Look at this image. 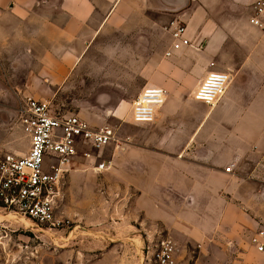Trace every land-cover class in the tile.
I'll use <instances>...</instances> for the list:
<instances>
[{
  "label": "crops",
  "instance_id": "1",
  "mask_svg": "<svg viewBox=\"0 0 264 264\" xmlns=\"http://www.w3.org/2000/svg\"><path fill=\"white\" fill-rule=\"evenodd\" d=\"M258 1L0 0V59L14 41L31 46L28 32H34L36 62L47 70L58 64L60 77L67 76L69 64L87 61L84 48L106 31H129L133 16L177 15L168 27L172 42L173 31L186 27L190 46L174 50L172 43L161 64L162 77L146 84L167 92L155 121L134 124L129 116L136 133L123 141L116 131L117 142L109 145L115 153L130 147L129 155L107 161L105 147L99 162L110 165L98 172L94 159L78 154L89 172H109L115 165L119 188L135 196L118 223L120 231L86 232L103 238L102 247L97 244L104 256L118 254L133 264L136 244L143 245L138 233L159 224L201 245L226 239L231 253L242 258L236 264H250L248 259L262 264L250 242L264 229V29L252 24ZM44 39L51 50L40 43ZM212 72L230 74L231 82L223 98L209 106L195 100L194 92ZM230 166L233 172L226 173Z\"/></svg>",
  "mask_w": 264,
  "mask_h": 264
},
{
  "label": "rangeland",
  "instance_id": "2",
  "mask_svg": "<svg viewBox=\"0 0 264 264\" xmlns=\"http://www.w3.org/2000/svg\"><path fill=\"white\" fill-rule=\"evenodd\" d=\"M194 2L189 0V5ZM133 18L129 31H106L89 49L85 47L87 61L69 64L72 68L66 77L59 76L58 64H50L54 69L47 70L46 64L36 62L34 32H28V48L12 42L0 59V160L7 153L25 155L29 150V139L20 126L27 97L47 102L57 114L76 115L93 128L111 126L120 139L131 140L137 131L129 117L131 106L147 83L162 77L161 64L173 43L168 27L178 16L159 11ZM40 43L52 49L47 40ZM44 45L39 47L41 51ZM82 149L91 151L87 146ZM129 152L130 147L115 153L114 146H109L103 159L114 160L115 155ZM73 160L76 165L66 177L57 210L58 228L41 230L0 212V264H130L118 254L104 256L97 244L102 247L103 238L89 237L86 232L120 231L118 223L128 215L135 196L119 188L113 175L115 165L109 172L94 173L86 171L88 162L81 155ZM146 228L138 233L142 242L158 233L168 236L177 247L178 264H236L235 259L242 260L231 253L232 245L226 239L201 245L173 235L159 224ZM141 247L138 243L134 248L133 264H154L140 260Z\"/></svg>",
  "mask_w": 264,
  "mask_h": 264
},
{
  "label": "built area",
  "instance_id": "3",
  "mask_svg": "<svg viewBox=\"0 0 264 264\" xmlns=\"http://www.w3.org/2000/svg\"><path fill=\"white\" fill-rule=\"evenodd\" d=\"M252 24L264 29V0L255 4ZM185 34L183 25L173 31L174 50L190 46ZM230 82V74L212 72L194 92V99L214 106L223 98ZM166 99L165 89L146 85L131 106L132 122L152 124ZM20 126L30 146L25 155L11 152L0 160V212L25 219L41 230L56 229L61 224L56 215L73 159L82 152L86 159H94L98 172L107 170L110 163L99 162V152L117 142L116 130L111 126L93 128L76 115L57 114L47 102L32 97L24 100ZM85 146L91 151L82 149ZM225 171L232 173L233 167ZM250 242L264 264V229L256 232ZM139 254L143 263L178 264L177 247L163 233L147 236Z\"/></svg>",
  "mask_w": 264,
  "mask_h": 264
},
{
  "label": "bare ground",
  "instance_id": "4",
  "mask_svg": "<svg viewBox=\"0 0 264 264\" xmlns=\"http://www.w3.org/2000/svg\"><path fill=\"white\" fill-rule=\"evenodd\" d=\"M10 218H12V219H14V220H18V221H20V222H22V223H24V224H30L27 220H25V219H18L17 217H15V216H10Z\"/></svg>",
  "mask_w": 264,
  "mask_h": 264
}]
</instances>
